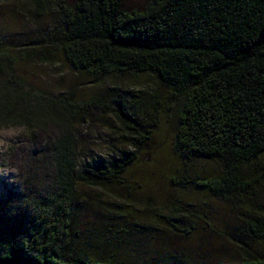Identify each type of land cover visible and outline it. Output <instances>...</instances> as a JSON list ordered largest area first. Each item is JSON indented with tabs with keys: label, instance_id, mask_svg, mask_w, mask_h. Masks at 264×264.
Listing matches in <instances>:
<instances>
[{
	"label": "trees",
	"instance_id": "trees-1",
	"mask_svg": "<svg viewBox=\"0 0 264 264\" xmlns=\"http://www.w3.org/2000/svg\"><path fill=\"white\" fill-rule=\"evenodd\" d=\"M26 1L35 18L53 12L42 38L74 70L114 78L147 73L184 90L175 149L220 169L192 182L220 198L246 191L242 167L264 151V0H146L132 9L124 0ZM140 94L116 87L83 100L49 93L20 78L0 49V128L27 134L10 150L20 190L0 200V264H117L89 262L70 249L77 184L116 181L129 162L116 151L105 160L79 159L78 127L106 114L136 145ZM235 264L264 259L243 255Z\"/></svg>",
	"mask_w": 264,
	"mask_h": 264
},
{
	"label": "rangeland",
	"instance_id": "rangeland-1",
	"mask_svg": "<svg viewBox=\"0 0 264 264\" xmlns=\"http://www.w3.org/2000/svg\"><path fill=\"white\" fill-rule=\"evenodd\" d=\"M129 9L146 0H124ZM26 0H0V49L14 59L15 73L49 93L77 100L116 87L139 91L133 110L143 134L136 145L109 115L81 122L79 159L105 160L113 151L129 161L116 181L76 186L72 252L89 262L117 264H235L243 255L264 259V151L242 167L249 181L236 197L220 198L192 182L219 172L216 161L185 159L175 149L184 90L171 89L147 73L91 77L74 70L58 47L46 44L48 12L35 18ZM20 126L0 128V200L20 190L10 150L23 142ZM118 150V151H117ZM69 249V251H70Z\"/></svg>",
	"mask_w": 264,
	"mask_h": 264
}]
</instances>
